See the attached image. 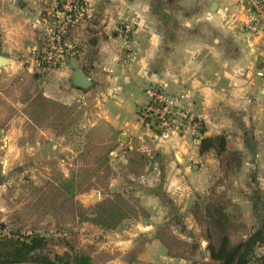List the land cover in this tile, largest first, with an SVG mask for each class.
I'll use <instances>...</instances> for the list:
<instances>
[{
    "label": "crops",
    "instance_id": "crops-1",
    "mask_svg": "<svg viewBox=\"0 0 264 264\" xmlns=\"http://www.w3.org/2000/svg\"><path fill=\"white\" fill-rule=\"evenodd\" d=\"M87 1L91 15L70 29L69 40L79 49L74 59L92 83L88 89L72 86L71 55L47 71L33 64L35 54L46 48L55 0H0V56L7 61L0 74L38 75L32 79L39 96L48 104L83 109L81 128L109 137V156L124 141L140 140L150 152V168L160 169L144 180L165 185L175 204L189 202L184 200L190 199V182L201 179L208 185L218 178L214 151L199 154L198 145L201 137L219 134L226 136L229 150L241 153L239 182L264 190V43L248 30L251 16L240 1ZM42 37L46 44L40 51L37 40ZM154 87L184 95L181 104L191 109L202 134L168 131L160 136L145 127V90ZM17 118L52 135L32 114L21 111ZM14 123L0 130V145L11 147L23 133ZM214 164L217 172L208 174Z\"/></svg>",
    "mask_w": 264,
    "mask_h": 264
},
{
    "label": "rangeland",
    "instance_id": "rangeland-1",
    "mask_svg": "<svg viewBox=\"0 0 264 264\" xmlns=\"http://www.w3.org/2000/svg\"><path fill=\"white\" fill-rule=\"evenodd\" d=\"M31 76L26 71L0 74V130L13 122L23 130L11 147L0 145V235L40 233L51 256L84 253L94 264H203L209 262L207 243L189 214L197 196L211 190L222 194L234 205L229 211L248 230L256 225L247 214L264 190L253 182H239V170L225 175L215 155L218 178L208 185L201 179L190 182V199L184 200L189 202L175 204L165 185L144 180L160 169L150 168V152L141 148L140 140L124 141L109 156L112 140L81 128L83 109L48 104ZM21 111L35 116V123L52 135L46 137L17 118ZM152 125L150 130H160ZM215 165L208 167V174L217 172ZM105 201L127 215L108 230L85 220Z\"/></svg>",
    "mask_w": 264,
    "mask_h": 264
},
{
    "label": "trees",
    "instance_id": "trees-1",
    "mask_svg": "<svg viewBox=\"0 0 264 264\" xmlns=\"http://www.w3.org/2000/svg\"><path fill=\"white\" fill-rule=\"evenodd\" d=\"M55 10H59L63 0H55ZM42 16L47 17L43 11ZM49 22L52 18L48 17ZM51 26V23H50ZM70 30L66 31L63 38L69 39ZM39 50L44 48V41L37 40ZM78 48L73 47L71 56L77 58ZM46 71L47 66L41 65ZM38 75H33L36 79ZM140 109L137 110V114ZM143 112L141 118L143 119ZM147 119L143 124L149 122ZM154 128V127H152ZM76 129V127H75ZM161 135L162 130L153 129ZM198 136L203 129H197ZM65 136H69L66 131ZM213 150L219 158L225 175L239 170L242 156L239 151L227 148L226 136L224 134L212 137H201L199 139L198 152L205 154ZM251 215L256 225L251 229L229 209L234 208L233 203L225 196L216 195L213 190L201 198L196 197L189 209L196 225L200 228L203 240L207 243L209 262L203 264H264V197L256 195ZM87 221L99 226L104 230L113 229L119 222L127 218V215L115 207L112 202L97 203L92 212V217ZM47 239L40 233L0 235V264H94L92 258L84 253L54 254L51 256L47 251Z\"/></svg>",
    "mask_w": 264,
    "mask_h": 264
},
{
    "label": "built area",
    "instance_id": "built-area-1",
    "mask_svg": "<svg viewBox=\"0 0 264 264\" xmlns=\"http://www.w3.org/2000/svg\"><path fill=\"white\" fill-rule=\"evenodd\" d=\"M249 12L251 18L248 30L260 37L264 43V0H239ZM91 15V7L87 0H63L59 10L52 14L51 26L47 31L46 48L42 53L35 54L33 64L41 67L42 64L47 69L59 67L65 57L72 53L73 45L69 39L63 38L66 31L85 22ZM128 32V29L125 30ZM149 103L143 112V123L145 127L157 124V128L166 132L185 133L190 131L197 135V121L190 108L181 104L184 95H169L159 87L145 90Z\"/></svg>",
    "mask_w": 264,
    "mask_h": 264
},
{
    "label": "water",
    "instance_id": "water-1",
    "mask_svg": "<svg viewBox=\"0 0 264 264\" xmlns=\"http://www.w3.org/2000/svg\"><path fill=\"white\" fill-rule=\"evenodd\" d=\"M6 59L0 56V67H3L6 64ZM69 65L73 72V78L71 80L72 86L75 88L85 90L91 86V81L81 72L77 62L74 58L69 59Z\"/></svg>",
    "mask_w": 264,
    "mask_h": 264
}]
</instances>
